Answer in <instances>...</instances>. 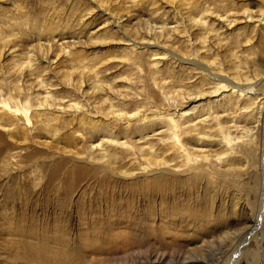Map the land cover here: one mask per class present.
Here are the masks:
<instances>
[{
    "label": "rangeland",
    "instance_id": "rangeland-1",
    "mask_svg": "<svg viewBox=\"0 0 264 264\" xmlns=\"http://www.w3.org/2000/svg\"><path fill=\"white\" fill-rule=\"evenodd\" d=\"M263 17L264 0H0V158L8 159L0 162V264H232L242 240L235 264H264L261 126L244 139L239 138L241 130L225 127H249L256 111L223 114L214 108L209 114L210 105L228 100L229 92L207 96L211 82L192 64L242 84L264 77ZM126 38L136 43L144 39L145 44L126 46ZM155 52L162 59L154 60ZM100 60L105 79L114 78V92L108 95H96L90 88L91 72ZM83 68L90 73L81 84ZM36 80L47 87H39ZM257 90L264 96V79L257 82ZM200 92V98L186 101V94ZM110 105L124 114L123 123L135 113L146 121L141 124L135 116L128 120L129 131L122 128L118 134L110 130L114 121L109 119L103 133L110 130L111 136L94 134ZM14 108L25 110L29 122L14 114ZM191 108L190 115L177 116ZM169 119L176 123L172 129L178 144L171 138ZM189 122L195 130L191 135L204 127L206 135L199 133L207 144L185 139L179 127ZM153 123L157 126L151 131L136 133ZM219 127L223 135L239 138L228 150L219 143ZM101 139L126 142V149L107 147L106 142V148H91ZM152 143L173 146L169 154L189 153L190 164L196 160L190 149L201 145L207 154L220 157L212 162L226 175L211 176L213 184L207 188L203 182L189 185L171 177L152 187L169 194H144L132 191L127 179L116 177L101 186L89 174L103 148L130 159L136 149L145 146L146 152ZM173 163L182 162L178 158ZM161 204L177 209L169 217L174 226L160 218ZM125 211L132 220L129 225L103 231L107 217L115 219ZM260 216L259 236L252 229ZM33 220L38 236L28 245L8 232L29 228ZM58 224L65 245H54L51 239L45 258H26L25 248L35 246L48 228L47 237L54 236Z\"/></svg>",
    "mask_w": 264,
    "mask_h": 264
},
{
    "label": "bare ground",
    "instance_id": "bare-ground-1",
    "mask_svg": "<svg viewBox=\"0 0 264 264\" xmlns=\"http://www.w3.org/2000/svg\"><path fill=\"white\" fill-rule=\"evenodd\" d=\"M119 19L120 18L118 17V19L116 18L115 21H118ZM113 24H114V22H113ZM115 26H117V25L115 24ZM123 37H124V35H123ZM137 41H139V40H137ZM143 41H144V39H142L141 41H139L138 43H136V41H134V39L131 40V39H127L126 38V39H124L123 44L126 45V46L133 47L136 44L137 45L145 44V42H143ZM153 46L156 47V45H153ZM149 47H151L150 44H149ZM63 49H65V47ZM63 49L61 51H63ZM38 51L47 52L46 48L43 49V47L41 48V46H38ZM33 54L29 55L30 57H28V58H30V60L32 59L31 56ZM153 56L156 57L154 60H160V59H162V56L163 55H162V53L155 52ZM177 59H181V58H177ZM28 63L29 64L31 63V62H29V59H28ZM192 64L196 65L200 70H202L203 72H205V75L208 77V80L211 82L210 83L211 84V87L208 90L209 92H207L208 93L207 96H209V97H215V96H219L223 92H229V95H228L229 98H228V100H226V101L224 100L225 102L219 103L216 106L215 105L214 106H211L210 105V107L208 108V113H209V110H214V108L216 109V111H218V108H220L221 109V112L223 114L226 113L227 111H230L232 114H234V113L237 112L236 110H238L240 112H250V111H252V109H254L256 111L257 116H256L255 120L251 123V125L249 127H246V126L243 127L242 126L241 128H239V126L236 125V124L228 125V126H225V127L235 128L236 130H239V131L241 130L240 131L241 133L238 131L240 134H242V135H240L239 138H242L243 137V139H244V137L246 138L247 136L252 135V133H254L255 129L258 126H261V131H262V147H263V149H262L261 165L259 166V170H260V174H261V184H262V195H261V202H260V209H261V206L264 204V96H263V94H261L257 90V82L259 80L264 79V77L257 76L255 79H252L251 81L249 80L250 81L249 83L242 84V83H240V81H238V79L236 81H234V80L233 81L232 80H228L227 78L222 77L223 75L221 76L220 73H218V72H214V71L211 72L210 70L208 71L207 69H205V67H203L201 64H198L197 62H192ZM102 65H103L102 60H100L99 62H96L95 63V66L93 67V70L91 72V74H93V76H94V80H91L90 79L91 80V82H90V88L92 90V93H94L96 95L101 94V93H104V94H107L108 95L110 92L113 93L114 92V89H115V87H114V78H112V80L110 78L108 80L105 79V75H106L105 70L106 69L102 68ZM157 65H158V63H156V66ZM84 68H83L82 74H81V81H80L81 84L84 82L82 79H85V77L90 73L89 72V69L90 68L87 69L88 71H86V69H84ZM107 70H109V69H107ZM116 80H117V78H116ZM37 83H38L39 87H42V88H46L47 87V84H45V81H43V80H41V81L38 80ZM86 83H87V81H86ZM202 92L197 93V94H194V96L192 94H191L192 96L189 95L190 93L189 94H186L187 97H185V99H186V101H189L190 99H193V100L195 99L196 100V98H200V96H202L204 94ZM48 96H49V94L46 95V96H44L43 99L48 98ZM183 99H184V97H183ZM240 99L245 100L246 103L244 105H243V103H242V105H240V103H239ZM213 102L214 101H211V103H213ZM103 103H104V101H103ZM113 107L114 106H112V105H110L108 107L111 111L107 112L106 115H104L105 114L104 111L106 109L104 111H102V113H104V114L101 115L100 117H102L101 119L103 120V123L104 124H102V123H100V125L97 124L93 130L91 129L94 134H101L102 136H105L106 137L108 134H111L110 133V130H112V129L115 130V132H118V134H120V131L123 132L121 130L122 128H123V130L125 129L124 130L125 132H128L129 131V127H128V122L129 121L128 120L131 119V118H135V116H137L138 113L137 114L135 113L136 115L135 114H130L129 116L126 117L127 122L126 123H123L121 121L120 117H122L124 114H122L120 112L117 113L116 110L114 111ZM192 109L193 108H191L190 110H187V111H181L182 113L177 114V116L179 118H183L185 116H188V115H190L189 112H192ZM13 112H14V114H19L20 116H23L26 123L29 122V119L27 118V115H26L25 110H20V109L14 108V111ZM162 112H164V111H162ZM214 112H215V110H214ZM158 115L160 116L161 113L158 112ZM216 117H220L221 118V117H223V115H216ZM104 119H106V120H104ZM109 119L113 120L114 123L112 124V128L110 130H107L106 131L107 132V135H106V134L103 133V131H104V127L106 125L109 126V123H107V121ZM116 119H118V120H116ZM138 119H139V122L141 124H144L145 121H146V117L145 116H143L142 118L141 117L140 118L138 117ZM168 121H169L171 130H172V132H171V138H172L173 141H176L177 142L175 144H178L179 141L177 140V135L175 134V131L172 129V126H174V124H176V123L172 119H169ZM130 122H132V121H130ZM95 123H97V122H95ZM122 124H125V125H123L124 127H122ZM188 124L189 125H187L186 128L179 127L180 128L179 130L181 131V134H183L185 136V139L188 142H192V141L198 142V141H201L202 140V138L200 137L201 133H203V137L206 135V132H203L202 131V129L204 127L202 126L203 128L202 129H199V131H198V133H196V135H193V134L191 135V132H193V131L195 132V130H193V128L191 127L192 126L191 125L192 123L189 122ZM194 124H193V126H194ZM198 125H199V123H198ZM198 125H195V126H198ZM156 126L157 125H155V123H153V125L151 124L149 127L143 126L136 133H141V131H142V133H144V131L147 132L150 129H152V127H156ZM88 127H90V126H88ZM210 127H212V126H210ZM86 129H89L90 130V128H87V127H86ZM221 129H222V127H219L218 128V130L220 132V133L218 132L219 133V136H218L219 137V143L221 144L222 147H224L226 150H228L229 145L233 141L234 142H238L239 138L238 137H235V136H232L231 135L232 133H228V135L225 136V135L222 134ZM199 132H201V133H199ZM109 136H111V135H108L107 137H109ZM108 139L105 140V141H103L101 139L102 142L100 144L92 145L91 148L94 147V149L96 150V149L105 147V145L107 143L108 144L107 147L108 146L109 147H112V148H114V147H117V148L118 147H121V148L126 149V144H125L126 142L125 143L124 142L119 143V142H117L115 140H111V139L108 140ZM252 139H253V137H252ZM202 141H205L206 144L208 143L204 139ZM158 144H155V145H153V143L150 144L151 146L149 147V149H147L146 152L142 149L145 146L142 147V148L139 147L138 149H136L138 154L137 153L136 154H133V153L131 154L130 153L131 155H130V159L128 158L129 160L126 159L129 155L128 156H123V155L122 156H120V155L117 156V153H114V152L111 153L110 152L111 151V148H108V149H110V151H109V150H106L105 149L106 147H105V148H103V150H100V152L98 151L99 153H98L97 162L96 163L93 162V164H95V165H94L93 168H91L92 171L89 174L92 175L91 177H94L95 182L99 183L101 186H104V184L110 183V181H112L116 177L118 179H127V180H129L131 182V185L134 186V188H132V191H135V190L137 191L139 189L141 191L143 190L142 192L144 194L145 193L146 194H151L152 192L158 193V194L159 193H162V192L166 193L165 191L167 189L165 190V189L160 188V187L159 188H157V187L152 188V187L153 186H159V184L161 182H165V181H168L169 182V179L171 177L178 178V179L180 178V180H183L184 183H187L189 185H192L194 182L196 183L198 181L201 182V185H202V182H203L204 183V188H207V185L213 184V181L212 182L210 181L211 176L212 177L218 176L219 179H220V178H224V176L226 175V170H224V168L223 169L222 168L221 169H216L215 168V165L212 162V159L213 158L216 159V157H217V159H220V157L217 156V155L214 156V155L207 154V151H205V150L203 151L201 145L199 146L200 148L194 147L196 149H190L192 151L191 154L194 155L195 158H196L195 162L192 163V164H190L189 163V160H188V158H189L188 157V154L189 153H185L184 155H182L181 154V151H179L177 154H169V152H170V150H172L173 146L170 147V148L169 147L162 148V147H159ZM194 144L195 145H198L196 143H194ZM113 150L115 151V149H113ZM228 153H229V151H228ZM1 154H2V152H0V155ZM229 154H231V153H229ZM134 155H136V156H134ZM231 156H232V154H231ZM5 158L6 157H4V159L3 158H0V162L6 163L8 161V159L6 158L7 159V161H6ZM178 158L181 159V162H182L181 165H179V164L177 165V164H174L173 163V161L174 160H178ZM199 159H201L204 162V164H200L201 162L199 161ZM126 160H128L131 164L134 163V162H131V161L132 160H135L136 161V165L133 164L134 166H129L130 163H126L127 162ZM137 163H140V165L139 164L137 165ZM143 165H145V168H142ZM94 170L95 171L97 170L98 172L95 173ZM138 182H140V184H138ZM172 182H173V180H172ZM181 183H182V181H181ZM170 184H171V181H170ZM208 188H209V186H208ZM64 191H65L64 197L67 198L68 195H70V191H69L68 188H66ZM166 194H169V193H166ZM163 203H164V201H163ZM120 209L121 208H119L118 210H120ZM150 209L151 208H149V212H152ZM176 210H175V208H170V205H168V204H166V205L165 204H161V206L159 208L160 218H163V219L165 218L166 219L165 223H166L167 226H168V223H169V225L174 226L172 221L170 223V219H171V217H174L175 216V214L177 212ZM189 211H190V208H189ZM127 212L125 211V213L124 212L118 213V215L115 216V219H110V218L107 217V219L104 220V222H103V226H101V227H104V230L103 231H105V232L110 231L111 232L112 231V227L115 230V228H118L119 226L123 225L124 223H127L129 225L132 220H131V218L129 216L130 214L125 217V215H127ZM130 213H132V212H130ZM184 213H185V211L182 212V214H184ZM192 213H194V212H192ZM190 214H191V212H190ZM166 216L168 217V220H167ZM169 217H170V219H169ZM178 217H180V216H178ZM182 217H184V218H182ZM261 217L262 216H260V219L258 218V222L256 221L254 223L252 221L253 224H254L252 230L255 231V232H257V234L259 236H260L259 233H260V230H261V225H260ZM186 218H187V216H186ZM186 218H185V214H184V216L183 215L181 216V219H184L185 220ZM34 221L35 220L31 221L33 223H30L28 225L29 228L28 227L26 228L22 224L23 226L11 228L10 230L8 229V232L11 231V233L13 232V234L16 233V235H18V237L20 238V241H23V242H25L26 245H28L27 243L30 240H35L36 236H38V235H36V229H35L36 226L34 224L35 223ZM19 225H20V223H19ZM61 227L62 226H59V224H58L57 229L53 230L54 236H52L51 238L47 237V234H48L47 232L50 231L49 228H48L49 231L47 230L43 234V238L37 237L38 239H37V242H36L35 246H28V247L25 248L26 249L25 250L26 251V258L35 259V260L41 259V258H45L46 255L48 253H50V248L48 247V245L52 243V240L53 239L56 241V242L53 241V244L54 245L56 243L59 244L60 246L65 245V242L66 241L62 239V237L64 235V230ZM42 230H43V228H42ZM252 230H250V231H252ZM41 231H39V232L41 233ZM243 243H245V240H244V242L242 240V243H240L241 245L239 244L240 245L239 248H242V246H244ZM62 249H61V251H62ZM238 249L235 252L236 255L233 257L232 264H235L236 261L240 257L241 252H240V249L239 250Z\"/></svg>",
    "mask_w": 264,
    "mask_h": 264
}]
</instances>
